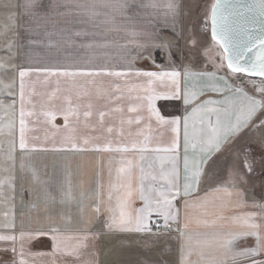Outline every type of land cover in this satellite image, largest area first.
Wrapping results in <instances>:
<instances>
[{
    "label": "crops",
    "instance_id": "0c3cea01",
    "mask_svg": "<svg viewBox=\"0 0 264 264\" xmlns=\"http://www.w3.org/2000/svg\"><path fill=\"white\" fill-rule=\"evenodd\" d=\"M116 2L37 0V7L26 10L25 0H16L19 31L14 44L21 55L20 71L26 74L20 77L24 99L21 101V81L15 98L19 132L14 139L15 151L7 155L14 157L11 160L13 181L8 194L12 198L6 199L5 210L0 205V234L16 235L18 239L16 253L11 251V241H0V264L12 261L20 264L21 259L25 264H84L90 258L97 264H180L182 244L184 254L191 253L188 257L191 264H218L224 260L223 250L217 245L218 238L239 230L233 222L234 217L259 211L252 207L254 201L264 202L262 163V173L252 172L247 178L244 207L234 206L235 196L231 198L232 203H228L230 198L223 191L215 190L223 184L221 180H205L195 193L187 198L183 196V117L204 100L221 101L210 105L220 109L218 114L213 113L205 119L194 113L190 120V135L196 133L206 138L212 135L209 120L215 125L218 115L221 125L235 121L243 99L232 91H213L208 86V78L197 76L190 77L187 86L190 91L202 92V95H198L193 104L185 105L184 65L191 63L194 72H213L216 71L214 64L208 63L204 55L194 59L184 55L183 32L177 40L171 27L164 26L168 0H125L131 5L126 9L114 7ZM181 3L183 28L184 0ZM169 40L172 47L153 49L152 58H148L147 53L139 55L142 49L138 44ZM216 45L223 53L220 45ZM221 53H218L219 60H215L217 64L221 62ZM137 71L180 72V98L172 95L174 86L168 77L153 78L149 83L150 78L136 75ZM65 72L74 75L62 74ZM117 72L125 75H114ZM217 75L228 78L229 83L243 82L249 95L256 94L247 80L254 78L243 73L233 74L225 61ZM216 84L224 87L223 81H216ZM149 95L158 97L154 105L161 116L181 118L178 134L173 132L171 125L158 123L154 115L150 118ZM69 101L73 106L79 105V118L70 117L68 128L64 127L65 120L60 114L49 122L45 113H59L67 109ZM22 106L25 112L24 149L19 147ZM85 111H91L92 115L84 117ZM29 112L32 115H28ZM100 112L105 113L102 122ZM108 128H112L111 133ZM177 135L176 150L165 151L172 148ZM69 137L75 139L78 148L87 150L70 149ZM83 138L89 139L87 145L83 144ZM124 148L127 151L117 150ZM253 148L261 160L259 147L253 145ZM189 155H192L191 148ZM173 156L177 157L181 195L173 200L178 219L169 221L171 231L164 227L161 233L166 234L159 237L136 232L103 233L94 247L82 250L79 259L67 254L85 231L100 232L99 222L90 229L87 224L89 218L95 216L92 209L96 199L107 204L111 193V205L116 207L118 199L124 198L131 187L133 195L126 210L133 215L145 205L139 198L141 188L153 207L156 201L163 203L165 198L171 199L174 189L170 191V177L166 174L173 168ZM215 167L216 158L213 157L208 171L211 173ZM121 168L125 169L123 173L119 171ZM68 179L71 180V199ZM157 221L164 224V217L153 211L149 221L151 228ZM177 228L184 233L183 238ZM21 232L31 234V238L24 241L22 257ZM53 235L60 237L59 250L54 249ZM254 243V238L247 237L237 240L234 247H251ZM92 252H95L94 257L90 255ZM225 264H231V260H226Z\"/></svg>",
    "mask_w": 264,
    "mask_h": 264
},
{
    "label": "snow or ice",
    "instance_id": "6c2138e0",
    "mask_svg": "<svg viewBox=\"0 0 264 264\" xmlns=\"http://www.w3.org/2000/svg\"><path fill=\"white\" fill-rule=\"evenodd\" d=\"M58 5H53L57 7ZM119 9H126L131 7V5L125 0H117L113 5ZM155 7V5H145ZM4 7L10 8L11 5L5 4ZM26 10H32L37 7V0H25L24 5ZM167 12L165 13V25L166 27H171L177 40L180 38L181 33H185V47L188 49V56L192 59L200 55V44L196 38L195 25L191 29L181 27L182 18V3L181 0H168L165 5ZM228 9L225 11V9ZM253 6L248 5L245 8L237 9L227 3V0H213L210 4L208 10L203 13L204 28H207L208 21L211 22V37L212 40L219 43L223 47L224 52L221 53V62L216 63L213 55L211 54V49H205L203 55L214 64L216 71H200L194 72L191 67V63L184 65V79L185 87L183 90V101L185 105H191L196 101L198 95H202L196 91H190L187 86V81L190 77H206L209 80V87L213 91H232L240 94L243 99V105L236 115L235 121H229L221 125L219 116L217 115V121L215 125H211L209 120V126L212 129V135L209 137H202L200 134L193 133L190 135L189 126L190 120L193 114H200L205 119H208L211 114L219 113L220 109L216 107H211L210 105L219 104L221 101L204 100L197 107L192 109L191 113H187L183 117L184 125V185H183V196L189 197L191 194L195 193L199 185L205 181H223L222 185H219L215 190L223 191L230 199L228 203H232L231 198L236 197L235 207L246 206L245 191L244 187L248 183V176L254 171V149L253 145L259 147L262 156L261 163L264 164V33L260 36H252L249 34L248 40L243 45H234L231 37L233 31L232 25L234 21L231 19L233 16L240 15L243 16L245 12L252 11ZM190 9L184 11V15H187ZM259 20L264 22V0H260L259 3ZM255 22V21H253ZM8 27L5 26L4 30L0 32V36H5L8 32ZM76 35H81V33H76ZM12 41H8L7 46L11 48ZM259 45V50L255 53V59L250 63H242L246 60L247 54L252 52ZM138 48L142 49L139 53L143 56L147 53L148 58H152V50L155 48H171L172 41H167L166 43H155L153 41L146 42L144 44H138ZM171 57L172 53H168ZM227 61V68L231 70L233 74L235 73H247L249 76H256L262 78L260 83L257 84L255 80H249L252 84L254 92L256 94L249 95L245 91L243 82L239 84L229 83L228 78L218 76L217 72L224 68V61ZM154 62V61H153ZM6 67L3 61H0V68ZM25 71H20V77L25 76ZM64 75H74V73H62ZM91 75L92 73H86ZM114 75L121 76L125 73H114ZM136 75H143L149 77V83H152V79H163L168 77L174 90L172 95L180 98L181 87H180V72H140L137 71ZM216 81H223L224 87L222 88ZM23 79H21V101L24 99L23 92ZM158 97L156 95H149L148 100V111L151 118L154 115L157 122L160 124H167L172 126L173 132L179 133V127L181 123L180 117H173L171 119H166L161 116L159 111L155 108L154 101ZM91 104L88 108L91 109ZM135 111V109H132ZM57 114L63 115L65 120V128L69 127L70 117L79 118V105L73 106L71 101H69L67 109L61 110L59 113L55 111L46 112L45 116L49 118V122L55 119ZM28 115H32L31 112ZM84 117H90L92 115L91 111H85L83 113ZM101 122L105 116L104 112H100ZM25 112L23 106L20 111V149L26 148L25 144ZM203 123V120L201 121ZM53 128H56L55 124H52ZM75 131V129H71ZM109 133L112 132V128H108ZM0 135H4L3 128H0ZM8 135H13L10 130ZM70 149L85 151L86 148H78V144L72 137L68 138ZM89 143L88 138H83V144L87 145ZM199 146V147H198ZM135 147V144H133ZM178 147V135L177 138L173 140L172 148L165 149V151H175ZM192 149V155H189V149ZM15 151L14 141L11 149ZM127 151L124 149H117ZM216 158V167L210 173L208 171L209 162L212 158ZM7 159L13 160L14 157L8 156ZM177 157H172L173 168L170 173L166 176L170 177L168 179V184L170 185V191L174 189L171 193V199L165 198L163 203L156 201V206H152V202L147 196L144 195L143 189H140V199L145 201V205L141 209L135 210V215L127 211L129 200L133 195V190L129 187V190L125 194L124 198L118 199L116 207L111 205V193H109L108 200L106 204L102 199H96L94 208L92 211L95 213L94 217L89 218L87 221L89 229L95 223H100V232H92L90 230L85 231L80 237L79 242L68 251V255L79 257L82 255V250L88 249L90 246L94 247L95 241L103 233H115V232H136V233H149L153 236L159 237L165 235L166 233H152V228L149 223L153 211L158 212L164 217V227L166 230L171 231L169 221H176L178 219V210L174 209L173 200L177 196L181 195L180 187L177 182L178 169L176 167ZM23 168V165H22ZM121 173L125 171L124 168L119 170ZM33 175L35 176V170L33 169ZM155 179V177H152ZM67 184L69 186V199H71L70 189L71 180L68 179ZM3 182L0 181V184ZM227 185V186H225ZM14 188V185H11ZM64 203V200H61ZM187 206V201L185 202ZM252 207L259 209V211L245 212L241 215L234 217L233 222L238 226L237 231H230L227 234L221 236L217 240V245L223 250L224 260L218 262V264H225L226 260H231V264H264V202L254 201ZM47 210V209H45ZM259 221V222H257ZM187 228V223L185 224ZM54 233L55 229L52 230ZM177 232L180 233V237L183 238L184 233L177 228ZM252 237L254 238V245L251 247L235 248V242L242 238ZM31 238V234L20 233L19 241L21 248V257L23 256V246L25 239ZM16 235H3L0 234V241H11L13 247L11 251L16 253L15 243L17 241ZM54 244V249L59 250L60 237L58 235L52 236ZM92 242L91 245L89 242ZM7 251V249H4ZM91 257L95 256V252H92ZM184 254V245H181V261L180 264H191L189 256ZM10 264H16L15 261L10 262ZM20 264H25L23 259L20 260ZM84 264H97L94 258H90L85 261Z\"/></svg>",
    "mask_w": 264,
    "mask_h": 264
},
{
    "label": "rangeland",
    "instance_id": "374dc122",
    "mask_svg": "<svg viewBox=\"0 0 264 264\" xmlns=\"http://www.w3.org/2000/svg\"><path fill=\"white\" fill-rule=\"evenodd\" d=\"M212 2L213 0H184L183 28L187 27L191 29L195 25L194 31L200 44L199 56L203 55L205 49H211V54L218 61V53L220 55L221 52L216 45L217 43L211 38L210 20L206 29L204 28L203 20V13L208 10ZM5 4L11 5V7L6 8L4 7ZM15 4L16 0L15 2L13 0H0V32L4 30L5 26L9 29L5 36H0V61H3L6 65V67L0 68V128L4 130V135H0V181L3 182L0 184V205L3 206V210L7 206L6 199L12 198L8 197L10 191L9 184L13 181V176L11 174V160L7 159V155L13 152L11 150L13 141L19 132V113L17 112L15 98L19 92L22 64L19 48L14 44L19 31ZM187 9H190V11H188L187 15H184V11ZM184 35L185 33H183V37ZM8 41H12L11 48L7 46ZM183 53L189 58L184 38ZM208 63H210L209 60ZM247 80H255L259 84L261 79L254 78ZM10 126L13 133L11 136L8 135ZM254 160L253 172L259 175L262 173L260 167L261 160L257 157L256 149H254Z\"/></svg>",
    "mask_w": 264,
    "mask_h": 264
},
{
    "label": "water",
    "instance_id": "95a60500",
    "mask_svg": "<svg viewBox=\"0 0 264 264\" xmlns=\"http://www.w3.org/2000/svg\"><path fill=\"white\" fill-rule=\"evenodd\" d=\"M224 2V0H222ZM227 3L231 6L236 7L237 9L245 8L248 5H252V11H247L243 16L236 15L231 19L234 21L232 28L233 31L231 33L232 41L234 45H243L247 42L249 34L252 36H260L261 33H264V22L259 20V3L260 0H227ZM228 9L226 8L225 11ZM255 21V22H253ZM208 26V24H207ZM210 35H211V22H210ZM212 38V37H211ZM219 44V43H218ZM220 45V44H219ZM221 47V45H220ZM224 52L223 47H221ZM259 50V45L252 52L247 54L246 60L242 61V63H250L255 59V53ZM226 65L227 61L225 60ZM251 78H259L256 76H249L247 73H243Z\"/></svg>",
    "mask_w": 264,
    "mask_h": 264
},
{
    "label": "built area",
    "instance_id": "2783aa9c",
    "mask_svg": "<svg viewBox=\"0 0 264 264\" xmlns=\"http://www.w3.org/2000/svg\"><path fill=\"white\" fill-rule=\"evenodd\" d=\"M163 229H164V224L162 222L157 221V222H155L153 224L152 231L154 233H157V232H160L161 233L163 231Z\"/></svg>",
    "mask_w": 264,
    "mask_h": 264
}]
</instances>
